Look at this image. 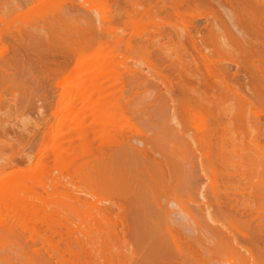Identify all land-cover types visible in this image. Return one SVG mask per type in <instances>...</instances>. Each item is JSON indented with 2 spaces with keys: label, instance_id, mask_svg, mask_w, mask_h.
<instances>
[{
  "label": "bare ground",
  "instance_id": "1",
  "mask_svg": "<svg viewBox=\"0 0 264 264\" xmlns=\"http://www.w3.org/2000/svg\"><path fill=\"white\" fill-rule=\"evenodd\" d=\"M2 1L17 11L13 14L8 7L9 13ZM151 1L152 6L140 10L143 2L134 0L128 15L120 14L118 22L114 19L116 27L102 22L105 16L99 13L106 25L100 24L104 26L100 30L94 16L98 13L93 15L80 2L0 0V9L6 11L1 9L0 25L6 26L0 28V43L7 39L4 47L11 54H6L10 56L6 66L18 79L16 87L20 83L18 87H27L23 90L27 92L35 81H29L38 64L33 54L41 65L50 54L62 67L54 85L59 98L54 101L52 125L43 127L42 137L36 135L41 142L32 153L27 148L17 156L23 157L27 168L17 159L18 164L12 161L14 168H0V264H264L260 115L247 97L226 84L227 79L208 95L194 90V85L185 86L189 68L182 57V40L172 39L171 33L167 41L150 37L153 30L160 31L159 7L167 1ZM171 1L180 3L172 11L180 18L184 0ZM262 6L264 0H237L228 8L222 5L221 11L215 8L220 14L209 7L214 19L205 44L216 60L225 53L246 61L255 81L252 92L264 107ZM49 13L51 17H45ZM153 46H158L161 61L154 60L165 67L170 59L178 71L174 77L183 76L178 78V83L184 81L179 93L171 89L170 78L164 80V68L150 61L155 57ZM57 52L60 59L54 55ZM2 55L0 63L6 59ZM145 64L156 75L153 71L148 75ZM215 67L219 66L211 68ZM2 72L0 83L10 73ZM150 74L167 82L166 91ZM38 78L40 82L33 85L43 90ZM25 80L31 84L25 86ZM27 99L31 97L25 96L23 103ZM4 101L0 96V108ZM30 102L25 109H33ZM39 125L38 130L43 124Z\"/></svg>",
  "mask_w": 264,
  "mask_h": 264
},
{
  "label": "rangeland",
  "instance_id": "2",
  "mask_svg": "<svg viewBox=\"0 0 264 264\" xmlns=\"http://www.w3.org/2000/svg\"><path fill=\"white\" fill-rule=\"evenodd\" d=\"M69 0H67V2H68ZM71 1L72 2H75V4L77 3L78 5H79V3L78 2H80V5L79 6H82L81 5V3L83 4V7H85V9H88V11L89 10H92V12H93V15H94V11H95V14H96V12L98 13V14H96V15H94L95 16V18L97 19V20H99V23H98V25L96 26L98 29H100V30H103V27L104 26H106V25H104L105 23L107 24V23H110V25H115V27H116V24H115V22L116 21H114V19L115 20H117V22H118V20H119V16H120V14H121V16H123V15H128V12H129V10L132 8V3H134V0H132L133 2H131V0H90V1H92V2H90L89 0H70V2L69 3H71ZM103 1V2H102ZM106 1V2H105ZM165 1H167L166 3H163L159 8H161V16H159V17H162V19H160V20H162L161 22H157V24L159 23L160 24V26L161 27H159L158 29L161 31H158L157 30V32H155L154 30L152 31V30H150L149 32H151V34H152V36L150 35V33H148L147 35H150V37H155V36H158L161 40L163 39L164 41H167V39L169 38V34H170V36H171V38L172 39H175L176 40V38L178 39V38H180L179 39V41H181L180 43L182 44V42H183V47L181 46V49H182V57H184V59L185 60H187V62H188V64L186 65V68H189L188 70L189 71H187L188 73H185V75L187 76H185L184 74H182V75H184V81L186 82V83H184V81L183 82H179L178 83V78H179V81H181L183 78L182 77H178V75H176V77H178V78H175L174 76H175V74H177V70L175 69V67H173V66H171V61H170V63H169V61H167V60H170V59H167V60H165V67L167 68V69H165V67H161V64L163 63H161L160 64V61H161V59L159 58V54H158V46H153V53L151 52V54H154L155 55V57H153L152 59H151V57H152V55H150V61H152V60H154V58H155V60L157 59V58H159L160 59V61L157 63L155 60L153 61V62H156L157 64H160V65H157L158 66V68H164V70L165 71H163L164 73H166L165 75H164V80H166L167 78H170L167 82L169 83V81L170 82H174V83H172V85L174 86V87H172L171 89L173 90V91H175L174 93H179V90L181 89L180 87L183 85V83L185 84V86H188V85H190V86H193L192 88L194 89V90H200V91H202L203 93L202 94H204V93H209V94H211V92H216V91H218V84H219V82L221 81V79H223L222 81H224V80H226L227 79V82L228 83H226V84H228V85H230V86H232V87H234L233 89H235V91L237 92V94L240 92V95L241 96H244V97H247L248 98V101H249V106H254L255 107V109H257V110H255V112L254 113H258V116L260 115V117H259V127L261 126V128H259L260 129V131H258V134H257V137H258V139L257 140H259V142H261V143H264V107H262V106H259L258 105V100L259 99H255V95H254V92H255V81H253V76L252 75H250V73H249V70H251V69H249V68H247L246 67V61L245 60H242V58H236L237 60H235V59H233L232 57L231 58H229L230 57V55H228L227 54V56L225 55V53H224V55L222 54V53H220L219 52V54L220 55H223V56H221L222 57V59H220V57H219V59H217L218 61L219 60H221V61H219L220 62V64L219 63H216V59H215V57H216V54H213L211 51H210V49H208L207 47L208 46H206L207 45V42H206V44H205V38H206V31H208V26H210V24H211V21H213V17L212 16H210L211 15V13H212V11H210L209 10V7H211L212 9H213V7H214V9L213 10H215V8L216 9H218L219 11H221L223 8H222V5L224 6V9L227 7V5L229 6V4H230V2L232 3V5L234 4L235 5V2L237 1H234V3L231 1V0H217V1H215V2H213L214 0H184V5H183V3H181V6L183 7V8H179V11H181V16H180V18H179V16H176L175 14V9H177L178 10V6H180V3H178V5H175V4H177V3H175L174 5H173V2L170 0H165ZM186 1H187V3H186ZM227 1V2H226ZM2 2H4V1H2ZM141 2H143L142 3V6L141 7H139L140 8V10H142L141 8H149L150 6H152L153 5V2L154 1H151V0H141ZM180 2V1H179ZM189 2V3H188ZM228 2H229V4H228ZM1 3V2H0ZM4 3H7V5L5 6V9H7L8 7H10L9 6V3L7 2V1H5ZM193 3V4H192ZM102 4V5H101ZM187 4V5H186ZM210 4H212V6L210 5ZM221 4V5H220ZM1 6L0 7H3L2 6V4H0ZM3 5H5V4H3ZM69 5L70 4H68L67 5V7H69ZM92 5V6H91ZM107 5V6H106ZM131 5V6H130ZM170 5V6H169ZM189 5V6H188ZM197 5V6H196ZM202 5V6H201ZM216 7H215V6ZM101 6V7H100ZM175 6V9H174V15L172 14V11H173V7ZM185 6H187V7H185ZM193 6V7H192ZM207 6V7H206ZM97 7V8H96ZM121 7H123V8H121ZM166 7V8H165ZM190 7V8H189ZM264 6H262L261 7V10H262V8H263ZM10 8H12L11 9V13L13 12V11H17V10H13V7H10ZM10 8H8V12H9V9ZM20 8V7H19ZM114 8V9H113ZM125 8V9H124ZM194 8V9H193ZM207 9V11L205 10V9ZM210 8V9H211ZM219 8H222L221 10L219 9ZM228 8V7H227ZM2 9V8H1ZM1 9H0V11H1ZM95 9V10H94ZM170 9V10H169ZM2 10H4V8L2 9ZM18 10H20V9H18ZM97 10H99V11H97ZM183 10V11H182ZM184 10H185V12H184ZM260 10V9H259ZM264 10V9H263ZM262 10V11H263ZM55 11V10H54ZM107 11V12H106ZM111 11V12H110ZM194 11V12H193ZM219 11H217V12H219ZM2 12V11H1ZM4 12H6L5 10H4ZM4 12H2V13H0V18H1V14L3 15V13ZM89 12H91V11H89ZM91 12V13H92ZM184 12V13H183ZM193 12V13H192ZM197 12L199 13V14H197ZM216 12V10L215 11H213V13H215ZM216 12V13H217ZM261 12V11H260ZM264 12V11H263ZM10 13V12H9ZM8 13V14H9ZM99 13H101V15H102V13H103V15L105 16V21H102V18H104V17H102ZM210 13V14H209ZM222 13V12H221ZM7 14V13H6ZM7 14V15H8ZM13 14H14V12H13ZM110 14H112V15H110ZM167 14V15H166ZM183 14H185V15H183ZM187 14V15H186ZM206 14V15H205ZM217 14H220V12L219 13H217ZM264 14V13H263ZM262 14V15H263ZM5 15V14H4ZM10 15V14H9ZM221 15H223V13L221 14ZM11 16H13V15H11ZM107 16V17H106ZM120 16V17H121ZM158 16V15H157ZM156 16V17H157ZM175 16H176V18H175ZM192 16V17H191ZM4 16H2V18H3ZM6 17V16H5ZM4 17V18H5ZM9 17V16H8ZM45 17H51V15H50V13L49 14H47ZM189 17V18H188ZM208 17H210V18H208ZM224 17V16H223ZM263 17H264V15H263ZM48 18V19H49ZM100 18H101V20H100ZM110 18V19H109ZM178 18V19H177ZM199 18V19H198ZM108 19H109V21H108ZM159 18H157V20H158ZM182 19V20H181ZM227 19V18H226ZM113 20V21H112ZM121 20V19H120ZM156 20V21H157ZM181 20V21H180ZM197 20H198V22H197ZM199 20H201V21H199ZM207 20V21H206ZM100 21H102V22H105V23H101ZM112 21V22H111ZM174 21V22H173ZM228 21V20H227ZM116 22V23H117ZM121 23V22H120ZM176 23V24H175ZM179 23V24H178ZM186 23V24H185ZM199 23H201V25L199 24ZM202 23H203V26H202ZM3 24V23H2ZM100 24H103L102 26L103 27H100ZM158 24V25H159ZM5 25V24H4ZM108 25V24H107ZM120 24L118 23L117 24V26H119ZM6 26V25H5ZM5 26H1L0 25V28L2 27H5ZM171 28H169V27ZM175 26V27H174ZM168 27V28H167ZM205 27H206V30H205ZM1 28V30H3ZM119 28V27H118ZM153 27H151L150 29H152ZM161 28V29H160ZM251 28V27H250ZM4 29H6L7 30V28H4ZM120 29V28H119ZM182 29L184 30V31H182ZM248 29V28H247ZM253 29V28H252ZM251 29V30H252ZM176 30V31H175ZM187 30H189V31H187ZM248 30H250V29H248ZM5 31V30H4ZM8 31V30H7ZM7 31L6 32H4V33H7ZM166 32V33H165ZM189 33V36L191 37L190 39L192 40H190L187 36V38H188V40H187V38L184 36V37H182L183 35H184V33ZM205 32V33H204ZM252 32V31H251ZM153 33L155 34V35H153ZM157 33V34H156ZM200 33V34H199ZM159 34V35H158ZM176 34V35H175ZM190 34H192L194 37L192 38V35H190ZM8 35V34H7ZM200 35V36H199ZM8 37V36H7ZM6 37V38H7ZM162 37V38H161ZM174 37V38H173ZM201 37V38H200ZM165 38V39H164ZM193 39H195V40H193ZM207 39V38H206ZM9 41V40H8ZM178 41V40H177ZM178 41V42H179ZM6 42H7V39L5 40V44L2 42V43H0V53H3V55H2V57H5L6 56V59L5 58H2V60H4V61H2L3 63H4V65L3 66H6V64H8L7 63V57H8V55H6V54H8L7 52H9L10 54H11V51H10V49L9 48H7L8 46H7V44H6ZM8 43V42H7ZM200 44V45H199ZM203 44V45H202ZM7 46V47H4V46ZM187 47H186V46ZM156 47L158 48V49H156ZM194 47V48H193ZM197 47V48H196ZM151 48V47H150ZM149 48V49H150ZM185 48V49H184ZM186 48H187V50H186ZM199 48V49H198ZM209 50H207V49ZM9 49V50H8ZM156 50V51H155ZM196 50V51H195ZM5 51V52H4ZM155 51V52H154ZM186 51V52H185ZM207 51V52H206ZM204 52V53H203ZM209 52H211V53H209ZM185 53V54H184ZM202 53V54H201ZM210 54V55H214V57H211V56H209L208 54ZM218 53V52H217ZM57 55L58 57H56V58H59L60 59V56H59V53L57 52V53H54V55ZM184 54V55H183ZM201 54V55H200ZM218 54V56H220ZM1 55H0V60H1ZM32 55V54H31ZM153 55V56H154ZM35 56V58H36V63H38V64H36V63H34V64H36V65H34V70H33V72H31V73H33L34 74V76H33V74H31L30 76L31 77H34V79L33 78H29V77H27V79L29 78V81H31V83H32V81L33 80H35L33 83H32V85L33 84H36V83H38V82H40V80H39V78L38 77H40V79H41V82L43 81V83H44V86L45 87H43V85H42V83H41V88H43V90H44V92H42L43 90L42 89H40V87L38 88V89H36V87L33 85V88H32V91L30 92L29 91V87L30 86H32V85H30L31 83L29 82H27L26 80V82H24V84H25V86H28V84L30 85V86H28V91L26 92H24L23 90H25V89H20L18 86H21L20 85V83H19V85H17V87H16V83L18 84V82H16V80H18V79H15V77H13L15 74H13V73H11L12 71L11 70H9V68L11 69V67L9 66V65H7L8 66V69H5V67H3V68H0V73L2 74V73H4V72H2V70L3 71H5V72H10V73H8V75L9 76H7V75H5L7 78H8V80L7 79H4V81L3 82H1L0 84V96H3V98H5L6 99V102L4 101L3 103H4V105H2V107L0 108L1 110H2V112L4 113V115H3V113L1 112V115H0V152L2 153V155L0 154V157H2V161H0V163H2V164H0V168H1V166L3 165L4 167H2L3 168V170L5 169H8V170H10L11 169V167H13L14 166V164H18L17 162L19 161H22L21 160V158L23 159V157L21 156V157H18L17 158V156H20V154L22 155V152H23V150H26L27 148H28V151L29 152H31V150L32 151H34L33 150V147L35 146H37V144H39L41 141H38L37 139H38V136L40 137V135H41V137L43 136V133L45 132L44 131V129H43V127L45 128V127H49V126H51L52 125V120H53V118H54V113H55V109H56V103L54 102V101H56L59 97V90H57L58 88H54V85H55V83H56V81H57V79H56V77L58 76V74H59V71H60V68L62 69V67H60V64H59V62L58 63H56V58H55V60L56 61H54V60H52V59H54V56H52V55H50L49 54V57L50 58H46L45 56L43 57V58H45V60L47 59V62L45 61V60H42V62L44 61V62H46V63H42L43 65H41V64H39L40 62V60L38 61L37 60V56L36 55H34L33 54V57ZM39 56V55H38ZM147 56V55H146ZM228 57V58H226V57ZM10 57V56H9ZM8 57V58H9ZM40 57V56H39ZM186 57V58H185ZM204 57L207 59V57L209 58L210 57V59H212L213 60V58L215 59V63H214V60L212 61V60H207L206 61V59H204ZM41 58H42V56H41ZM40 58V59H41ZM218 58V57H217ZM39 59V58H38ZM204 59V61H202ZM225 59V60H224ZM229 59V60H228ZM240 59V60H239ZM191 60V61H190ZM196 60H198V61H196ZM242 60V61H241ZM33 61L35 62V59H33ZM59 61V60H58ZM210 61V62H209ZM217 61V62H218ZM237 61H238V63H237ZM245 61V62H244ZM52 62H53V65H52ZM186 62V61H185ZM201 62H203V63H201ZM210 63V66H208V64ZM213 62V64H212V66H211V63ZM243 62H244V64H243ZM3 63H0V65L1 64H3ZM205 63H207V64H205ZM54 64H55V66H54ZM59 64V65H58ZM168 64H170V66H167ZM197 64V65H196ZM219 64V65H218ZM237 65V66H236ZM7 66H6V68H7ZM160 66V67H159ZM188 66V67H187ZM214 66H219L218 68H211V67H214ZM228 66V67H227ZM244 68H243V67ZM247 66H249V65H247ZM1 67H2V65H1ZM35 67H37V69L35 68ZM145 67H147V68H145ZM170 68V70H169V68ZM221 67V68H220ZM146 69V73L148 72V73H151V71H153V74H155L156 72L154 71V70H151L150 72H149V70L150 69H152V68H148V65L147 64H145V66L143 67V69ZM212 69V70H214V71H212V70H208V69ZM59 69V70H58ZM149 69V70H148ZM8 70V71H7ZM12 70H13V67H12ZM37 70V71H36ZM148 70V71H147ZM160 70V69H159ZM222 70V71H221ZM35 71V72H34ZM39 71V72H38ZM41 71V72H40ZM177 71V72H176ZM193 71V72H192ZM195 71V72H194ZM212 71V72H211ZM222 72V74L220 73V72ZM37 72V73H36ZM160 72H161V70H160ZM180 72V71H179ZM220 74H219V73ZM39 73V74H38ZM147 73V74H148ZM162 73V72H161ZM164 73H162V74H164ZM168 73V74H167ZM180 73H183V72H180ZM194 73V75H192ZM211 73V74H210ZM232 73V74H231ZM5 74V73H4ZM11 74H13V76L11 75ZM36 74V75H35ZM38 74V75H37ZM152 74V73H151ZM150 74V75H151ZM213 74H215V76L213 77ZM216 74H218V75H216ZM227 74V75H226ZM3 75V74H2ZM42 77H44V78H42ZM44 75V76H43ZM149 75V74H148ZM156 75V74H155ZM168 75V76H167ZM181 75V74H180ZM190 75V76H189ZM210 75V76H209ZM36 76V77H35ZM50 76V77H49ZM151 76H153V77H155L154 75H151ZM206 76V77H205ZM217 76V77H216ZM218 76H220V77H218ZM6 77H4V78H6ZM45 77H47V80L45 79ZM152 77V78H153ZM222 77V78H221ZM9 78L11 79V80H9ZM36 78V79H35ZM37 78H38V80H37ZM171 78H173V79H171ZM180 78H182L181 80H180ZM196 78V79H195ZM213 78V79H212ZM225 78V79H224ZM31 79V80H30ZM154 79V78H153ZM216 79V80H215ZM229 79V80H228ZM15 80V81H14ZM156 80V81H155ZM161 80H163V78H158L157 76L155 77V79H154V81H155V83L157 82V81H159V82H157V84H158V86H159V88H161L162 90H164V91H166V83H164L163 81H161ZM171 80H173V81H171ZM11 81V82H10ZM14 81V82H13ZM154 81H153V83H154ZM197 81V82H196ZM218 81V82H217ZM8 82V83H7ZM226 82V81H225ZM229 82H230V84H229ZM241 82V83H240ZM2 83H4V84H6V86L8 87V88H5V85L4 84H2ZM28 83V84H27ZM48 85H47V84ZM163 85H162V84ZM214 83V84H213ZM218 83V84H217ZM46 84V85H45ZM187 84V85H186ZM2 85H4V86H2ZM10 85V86H9ZM39 85V84H38ZM38 85H36V86H38ZM168 85V84H167ZM170 85H171V83H170ZM169 85V86H170ZM171 85V86H172ZM208 85V86H207ZM16 88H15V87ZM55 86H57V85H55ZM184 86V85H183ZM207 88H206V87ZM229 86V87H230ZM254 86V87H253ZM35 87V88H34ZM47 87V90L46 89H44V88H46ZM48 87L51 89H48ZM3 88V89H2ZM17 89L18 90V92L16 91V90H14V92L17 94V97H16V95L13 93V89ZM180 88V89H179ZM20 89V90H19ZM33 89H34V91H33ZM36 89V90H35ZM53 89V90H52ZM175 89V90H174ZM207 91H205V90ZM254 90V92H252L253 90ZM10 90V91H9ZM12 90V91H11ZM22 90V91H21ZM30 90H31V87H30ZM38 90H41V91H38ZM57 90V91H56ZM46 91H50L49 92V94H48V92H46ZM9 92H12L11 94L9 93ZM24 92V93H23ZM41 92H42V94H41ZM251 92H252V94H251ZM43 93H45V94H43ZM51 93H52V95H51ZM57 93V94H56ZM199 93V92H198ZM241 93H243V94H241ZM22 94V95H21ZM47 94V95H46ZM54 94H56V96L54 95ZM26 97H28V98H30L31 97V99H27L28 101H31L30 102V104L33 106V109H25V105L27 104L26 102H28V101H26L25 103H23L24 101V97L25 96ZM48 95H50V96H48ZM208 95V94H207ZM6 96L8 97V98H6ZM15 96V97H14ZM43 96V97H42ZM49 97V99H48V97ZM40 97V98H39ZM47 97V98H46ZM50 97H52V98H50ZM53 97H55L54 98V100H53ZM22 98V99H21ZM46 98V99H45ZM21 99V100H20ZM250 99V100H249ZM9 100V101H8ZM26 100V99H25ZM51 100H53V101H51ZM252 100V101H251ZM45 101V102H44ZM51 101V102H50ZM21 102V103H20ZM57 102V101H56ZM255 102V104H253ZM261 102V101H260ZM259 102V104H261ZM49 103H52L51 105L53 106H51ZM250 103H251V105H250ZM16 104H18V106H19V108H18V106L16 105ZM41 104V105H40ZM48 104V105H47ZM11 105V106H10ZM22 105V106H21ZM257 105V106H256ZM262 105V104H261ZM6 106H8V110H7V107ZM21 106V107H20ZM27 106H29V103L27 104ZM6 107V108H5ZM40 107V108H39ZM43 107V108H42ZM254 107H253V111H254ZM260 107V108H259ZM10 108H11V110H10ZM17 108V109H16ZM23 108V109H22ZM259 108V109H258ZM5 109V110H4ZM15 109H16V111H15ZM37 109V110H36ZM250 109V108H249ZM262 109V110H261ZM21 110V111H20ZM23 110V111H22ZM43 110V111H42ZM19 111V112H18ZM38 113H39V115H38ZM41 113H42V115H43V117H42V115H41ZM25 114V115H24ZM6 115H7V119H8V121L6 120ZM22 115V116H21ZM30 115V116H29ZM8 116H11V117H8ZM26 117V118H24V117ZM42 118H41V117ZM14 117L16 118V119H14ZM27 117H29V119H27ZM40 117V118H39ZM46 119H45V118ZM23 118H24V120H23ZM52 118V119H51ZM27 119V121H25ZM42 119V120H41ZM45 119V120H44ZM39 120V121H38ZM40 120H41V122H40ZM67 121L69 120L70 121V119H66ZM13 121V122H12ZM44 121H46V122H44ZM51 121V122H50ZM8 122V123H7ZM30 122H31V124H30ZM38 122H40V124L42 125H39V123ZM49 123H50V125H49ZM67 123V122H66ZM214 123V122H213ZM212 123V124H213ZM37 124V125H36ZM45 124V125H44ZM47 124H48V126H47ZM36 125V126H35ZM38 125H39V127L41 126V128L40 129H42L41 131H39L38 130ZM65 125V124H64ZM30 129V130H29ZM47 129H50V128H46L45 130L47 131ZM258 129V130H259ZM37 131V132H36ZM44 131V132H43ZM39 132V133H38ZM260 132V133H259ZM32 133V134H31ZM38 134V136L36 137V135ZM40 134V135H39ZM261 134V135H260ZM34 137V138H33ZM36 138V139H35ZM10 139V140H9ZM6 140V141H5ZM8 140V141H7ZM37 140V141H36ZM3 141V142H2ZM53 141V140H52ZM263 141V142H262ZM10 142V143H9ZM32 142H34L33 144H32ZM39 142V143H38ZM31 144L33 145L32 147H29V146H31ZM263 146H264V144H262ZM34 147V148H35ZM29 148H31L30 150H29ZM3 151V152H2ZM27 151V150H26ZM32 153V152H31ZM30 153V154H31ZM32 155V154H31ZM20 158V159H19ZM14 159V160H13ZM15 159H17L16 160V163L14 162L15 161ZM25 159V158H24ZM3 160H5L6 161V163H5V161H3ZM10 161V162H9ZM14 162V164H12L13 162ZM23 162L25 163V161L23 160L22 161V164H23ZM21 164V165H22ZM25 165L26 164H23V166H22V168L24 167V168H27V167H25ZM9 166V167H8ZM17 166V165H16ZM15 166V167H16ZM26 166H28V165H26ZM18 167V166H17ZM14 168V167H13ZM29 168H30V165H29ZM1 170V169H0ZM234 182V181H233ZM232 192V191H231ZM233 193V192H232ZM238 194V193H237ZM240 196V195H239ZM253 200V199H252ZM9 220H10V218H8ZM13 222H15V220H13ZM19 228V227H18ZM20 229V228H19ZM21 230V229H20ZM26 232V231H25ZM27 233V232H26Z\"/></svg>",
  "mask_w": 264,
  "mask_h": 264
}]
</instances>
